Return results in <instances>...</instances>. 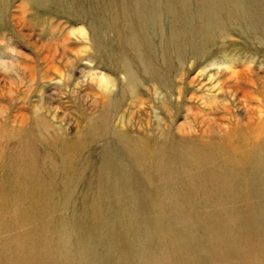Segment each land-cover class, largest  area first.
I'll return each instance as SVG.
<instances>
[{"label": "rangeland", "instance_id": "obj_1", "mask_svg": "<svg viewBox=\"0 0 264 264\" xmlns=\"http://www.w3.org/2000/svg\"><path fill=\"white\" fill-rule=\"evenodd\" d=\"M200 2L0 0V62L18 57L21 66L31 65L30 72L0 68V107L4 108L0 127L12 131L11 116L22 115V131L33 130L26 139L41 154L37 165L44 170L36 182L24 176L36 163H31L30 145L16 133L0 139V264H38L37 260L39 264H70L75 252L87 247L102 259L109 245V239L103 241L108 224L118 220H126L123 230L150 231L158 229L156 224L162 220H201L203 213L209 215L205 220H247L264 210V193L246 183L255 177L248 165L239 175V185L201 202L192 177L173 152L183 141H192L201 147L219 145L220 160L225 154L246 158L256 142L264 140V133L246 136L254 126L260 127L263 105L257 86L243 76L238 79L247 82L251 97L236 92L234 80L228 78L234 68L264 82V23L256 24L254 15L244 17L240 8L232 10L230 0H225L228 10L216 27L201 17ZM263 10L261 0L256 11L262 22ZM91 19L93 28H89ZM115 62L126 65L125 69L115 70ZM151 70L159 77H151ZM90 74L114 79L109 93L114 95L116 108L105 132L95 136L85 132L89 119L96 116L90 110L98 99L96 94H85ZM38 117L47 124L41 125ZM115 123L128 135L127 151L137 149L138 156L128 162L126 173L111 170L101 190L96 173L108 142L126 159L112 138ZM180 124L182 131L177 129ZM62 139L70 142L65 153L50 152V142ZM11 155L18 167H9ZM216 200L232 204L214 206ZM41 223L57 225L48 233L51 241L42 236L31 241L32 232L42 229ZM33 226L36 229L31 232ZM26 227H30L28 234ZM201 232L193 228L177 236L193 240L197 262L205 258L204 239L223 238L216 227L209 228L206 234L213 233L209 237ZM63 234L71 240H65L71 250L50 254L49 250L64 244ZM143 235L149 238L148 233ZM57 239L62 240L60 244ZM67 253L74 256L68 259ZM45 255L51 256L49 260Z\"/></svg>", "mask_w": 264, "mask_h": 264}, {"label": "bare ground", "instance_id": "obj_2", "mask_svg": "<svg viewBox=\"0 0 264 264\" xmlns=\"http://www.w3.org/2000/svg\"><path fill=\"white\" fill-rule=\"evenodd\" d=\"M200 1L201 2L199 5L203 9L201 13V17L209 18L210 21L213 23V26L216 25L217 27L220 24L221 14L225 12L226 10H228L225 0H200ZM230 2H231L232 10L235 7L240 8L241 9L240 12L242 13V15L244 14V17L245 15H250L251 17H253L254 15L257 17V19H255L257 22L256 24L262 25L264 23L262 22L263 19H261V15H259V13L256 11L257 6L261 4V0H230ZM228 13H230V11H228ZM91 21L93 20L92 19L90 20L89 28H93V24ZM91 37H92V40H94L95 37L93 36V34ZM0 57L2 58V56ZM9 57L11 59L12 56H9ZM43 57L44 59H46L47 55H44ZM17 58L18 57H16V59ZM16 59L15 60L13 59L10 62L9 61L7 62V60L0 62L1 64L0 68L3 69L4 72L12 71V72L17 73L16 70L18 69H20L21 71H23V69H27L30 72L31 65L27 64V66H24V65L21 66L20 61ZM226 64L227 63H225V65ZM218 65L219 64H217V66ZM231 65L232 64L230 63L229 66ZM125 66L126 65H124L123 63L122 65H120L118 62H115L114 69L121 71L122 69H125ZM227 66L228 65H226V67ZM231 67L233 68V66ZM229 72L230 74L228 73V78L230 76L232 80H234L232 83V86L234 87V90L236 92L242 91L243 94L253 97V94L247 88L248 81L253 83L255 86H257L259 90V93L257 96L259 100L261 101V104L263 105V109L260 110V116L258 117V119L260 120V127L254 126L252 130V134L246 133V136H250V135L259 136L260 134L264 133V82L260 81L258 77L256 78V80L252 79L251 76H247L245 71L243 70L242 72H240L239 70H235L233 68ZM152 73H151V77H154V76L156 78L159 77L158 74L154 73L153 71ZM241 76L245 77L247 80H245L244 78V81H247V82L245 83L241 81H240L241 83L238 82V79ZM113 80H114L113 78L105 76V75H102L100 77L91 75L88 78V87L85 88V94L86 95L96 94L98 96V99L93 101L94 103L90 110L91 113H96V116L92 117V119H89L91 121H90L89 127H87L85 131V132L91 133L93 136L102 135L105 132V130L108 128L110 124V117L116 108V105L113 101L114 95L109 93L111 86L114 85ZM94 85L96 89L94 88ZM236 92H233V93H236ZM163 100L164 99L162 98L161 101ZM164 106L166 107L165 104ZM3 110L4 108L1 106L0 114L3 113ZM37 119L40 121L41 125L47 124L46 119H43L42 117H38ZM10 120L14 124L11 129L12 131L9 132V131H6L4 128L0 127V139H4V137H7V135L9 136L11 133H14V134L16 133V134L22 135L21 139L25 140L27 138L28 133L34 134L33 130H30V129L29 131L28 130L22 131L23 129L21 125L25 123L24 122L25 120L22 117V115L14 114L13 116H11ZM248 120H251V117H249ZM158 121L162 124V126L166 124L162 116H158ZM177 129L179 131H182L183 124H180L177 127ZM65 131L69 132L67 127ZM112 134H113L112 138H115L116 141L119 143V145L122 147L123 152L126 155V159L124 160L120 158L119 152L113 150V147L111 145L112 142L109 141L108 149L104 148L103 150L106 152V154L101 157L99 165L97 167L98 172L96 173V176L98 178L97 181L100 183L101 190H102V187L103 188L106 187V184H103V182L107 179V176L109 175L111 170L115 172L119 171V172L126 173L128 171V162L136 161V156H138L137 149H134V148L129 149L128 147L129 150L127 151L126 147H127L128 135L125 134L124 130H122L117 125V123H115V126L113 127ZM26 143L28 144V146L30 145L29 149L27 150L30 154V159H32L31 163L32 162H36V163L35 164L33 163L28 167L29 171L24 173V176L27 174L28 177H30L31 179H34L33 181L36 182L37 181L36 178L38 180L41 179L40 172L42 173L44 172V170H42L40 166L37 165V162H38L37 159L40 157L41 154L36 149L35 144L33 142L26 139ZM69 146H70L69 140L62 139V140H58L57 142L51 141L50 145L47 147H49L50 152L53 151L56 155H60V154H64L66 149ZM1 147L3 149L5 146H1ZM219 148L221 147L217 144H211L208 147H201V146H198L195 142L183 141L182 143H180V146L173 149L174 154L180 158V162L183 166V169H185L186 172L192 177V185L195 187L197 191L200 192L199 197H201L200 199L201 202H205V201L208 202L210 199L212 201L213 195L216 194L218 191L226 193L227 190L234 188L236 185H239L240 183L239 175L242 171H244L245 169L244 167L246 165H248L251 168V170H253L251 172L255 173V177L251 179L248 178V180H246L247 185H250V189H254L257 192L262 191L264 193V140L257 141L254 147L252 148V151L248 152V154L246 155V158H244V156H239L238 159H234L233 154L232 155L230 154V156L229 154L228 155L225 154L224 158L220 160L218 156L219 154L217 153V150ZM13 159H14V156L11 155V158L8 162L9 167H18L14 165V163L16 162H14ZM39 168L40 170L38 171L37 169ZM230 201L231 200L229 201L228 200L227 201L216 200V202L213 204L214 206H218L217 204H221L220 207H223V206L225 207L227 205L230 206L232 204ZM84 212L86 213L87 211H84ZM254 212H257V211H254ZM257 213L258 214L256 216L250 217L249 219L247 218V220L246 219L245 220H205L206 218L208 219L209 215H206L205 213H203L201 220H174V222L169 221V220H162L164 223L159 222L160 224L158 223L156 224L158 229L154 230L153 228V230H150V231H148L145 228L123 230V224L125 223L126 220H118V222H112L108 224L110 227L107 230L108 233H106L107 237L104 236L103 241L106 242L105 239H109V245L107 246L106 248L107 250L104 252V255L101 256L102 259L99 257L97 252L93 251L92 248H89L86 246L87 248L82 249V250L79 249L78 251L75 252L76 254L75 258L73 257L74 254L71 253L74 259L73 258L70 259L72 260L70 264H135V263L137 264H241L242 262H249L250 264H264V210L260 212L258 211ZM133 215H132L133 217H136L135 214ZM212 217L217 218L218 216L214 214V216ZM95 219H96V215H95ZM128 221H132V220H128ZM40 225L39 227H41L42 229H40L39 231L32 232V229L35 230L36 228H34L35 226L31 228V232L33 233V236H31V241L37 239L39 236L40 237L42 236L40 239L43 238L45 240L48 239L51 241L52 235H48V233L50 234L49 231L53 232L57 225L55 227L51 225L50 223H47V224L45 223V226H43L42 223ZM210 227L211 228L216 227V229L222 233L223 238L217 241H211L212 238L209 240L204 239V241L206 242V248H205L206 254L204 256L205 258H204V261L201 260L197 262L198 259L195 258V244L193 240L188 241L189 238L187 239L185 237L182 240V239H178L177 236H180L181 234L186 233V232L190 233L193 228H196V229H199V231H202L201 235H203V237L204 236L209 237L210 235L213 234V233L206 234L209 231ZM27 228H30V227L25 228L26 233L27 232L29 233V230L27 231ZM57 229L63 230L64 228H57ZM93 229L94 228L92 227V230ZM144 232L145 234L148 233V236H149L148 239H144V235H143ZM24 234H25V231H24ZM65 234H63L61 237L63 238L62 240L64 241L60 240L64 242V244H61V246H57L53 248L52 250H49L48 252L50 254H54L53 251L62 252L63 250L65 251L67 250V252H69L71 250V248L68 247L69 244H67L69 242V238H66ZM25 236L29 237V235H25ZM66 239H68V242L67 241L65 242ZM185 239H186V242L183 243ZM60 241H59V244H60ZM69 243H71V240ZM6 248H8V246ZM65 255H64V258H65ZM68 255L69 253H67L66 256L68 257ZM50 257L49 255L43 256L45 260L46 259L49 260ZM240 257L242 259H239ZM60 258L61 256L59 257V261H60ZM22 260L24 261L26 259H22ZM31 260L32 259H29V262H31ZM36 263L39 264V260H37Z\"/></svg>", "mask_w": 264, "mask_h": 264}]
</instances>
